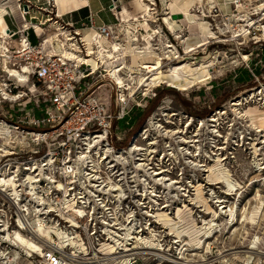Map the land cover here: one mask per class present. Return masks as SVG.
<instances>
[{"label": "built area", "instance_id": "built-area-1", "mask_svg": "<svg viewBox=\"0 0 264 264\" xmlns=\"http://www.w3.org/2000/svg\"><path fill=\"white\" fill-rule=\"evenodd\" d=\"M15 1L25 23L17 31L8 28V36L0 34L5 45L2 51L11 67L21 71L26 67L28 77L21 80L4 67L0 72L1 78L5 75L0 79V95L10 105L0 125L13 144L12 149L0 145V262L12 264L9 255L17 246L7 231L18 230L41 246L40 252L28 250L30 264H118L122 260L135 264V244L146 245V230L153 231L158 220L153 215L157 213L154 178L143 170L145 148L136 144L149 139L154 129L140 127L128 150L118 144L136 123L132 115L144 112L164 83L143 81L141 76H133L134 68L127 67L129 38L120 18L121 5L116 1L109 8L115 17L113 23L96 24L97 14L90 12L79 26L65 19L69 13L59 15L56 0ZM258 1L263 2L232 0L237 11L239 5ZM7 15H11L9 10ZM27 21L35 23L26 25ZM31 29L39 38L37 43L29 38ZM227 31L230 37L262 45L264 10L237 17ZM16 35L17 46L13 43ZM65 50L96 57L97 66L66 55ZM99 50L103 58L97 56ZM108 50L113 51L115 65H119L124 80L121 87L109 73L108 60L114 59L107 56ZM103 79L108 80L109 98L101 89ZM22 81L32 82L37 94L48 102L41 116L28 109L13 112L15 104L25 98L20 90ZM215 117L217 123L219 118ZM147 141L157 146L156 141ZM31 145L36 148L29 153ZM130 152L135 154L134 164L127 160ZM151 153L149 164L154 169L157 149L151 148ZM189 156L185 163L194 168ZM3 178L12 179L15 186L1 182Z\"/></svg>", "mask_w": 264, "mask_h": 264}, {"label": "rangeland", "instance_id": "rangeland-1", "mask_svg": "<svg viewBox=\"0 0 264 264\" xmlns=\"http://www.w3.org/2000/svg\"><path fill=\"white\" fill-rule=\"evenodd\" d=\"M93 1L99 5L101 0ZM171 1H147L154 12L149 27L159 29L163 35V40L159 35L151 43L164 59L156 71L162 72V79L166 81L158 89L159 97L155 103H149L141 118L136 120L124 140L118 144V147L128 150L133 134L140 127L154 129L147 140L156 141L157 146H150L147 140H139L136 144L145 148L142 156L147 162L143 170L154 178L152 185L157 190L154 203L156 214L165 212L171 224L165 225L161 218H157V223H153L154 230H146V245L135 244V264H264V131H261L264 128V40L261 41L262 45L250 39L243 41L230 37L227 31L231 22L235 24L237 17L252 14L260 1L244 4L241 7L244 11L241 12L236 10L232 0H218L219 3L213 4V7L207 0H204L201 8L197 3L195 12L200 9L206 11L209 15L206 19L216 35L208 38L205 46L188 55H185L186 45L175 38L164 16L177 19L176 27L182 30L181 35L194 46L202 39L200 30L197 24L188 23L182 15H173L167 6ZM117 3L127 6L133 14L140 12L135 0ZM2 4L3 0H0V6L6 8ZM7 4L9 7L6 11L9 10L20 25L22 19L16 1L11 0ZM122 25L126 29V25ZM141 27L133 23L131 30L141 39L139 44L142 46L139 47H144L149 40L144 39L147 31ZM31 40L36 41L32 37ZM166 41L178 49L179 58L169 52L172 59H165L169 51V48H165ZM131 43L133 46L134 42ZM126 60L130 68L131 56ZM202 62L208 66L213 62L204 75L178 80L174 77L175 73L170 72L174 67V70L179 68L180 72L189 74ZM2 67L3 58L0 56L1 73ZM255 68L263 72V76L251 80L248 73L254 75ZM134 70L136 73L133 76L136 77L144 73L139 66ZM107 81L101 80V89L109 98ZM20 84L21 94L25 98L15 104L13 112L28 109L41 116L48 102L37 94L32 82L22 81ZM114 97L113 94L112 101ZM184 99L188 105H185ZM237 102L238 105H234ZM9 107L7 100L0 95V123H3L1 119L7 115ZM213 116L219 118L217 123H214L216 119L212 121ZM16 142L19 144L18 138ZM2 144L3 147L13 148L6 128L0 125ZM14 145L19 150V146ZM153 147L157 149L158 159L154 169H151L149 163ZM29 148L23 150L29 149L30 153L36 147L31 145ZM187 156L194 168L185 163ZM135 159V154L130 152L128 162L134 164ZM129 170L132 171L133 167L130 166ZM156 170L163 173L155 176ZM15 245L17 248L9 255L12 264H30L29 251ZM2 263L7 264L4 260ZM118 264H124L123 260Z\"/></svg>", "mask_w": 264, "mask_h": 264}, {"label": "bare ground", "instance_id": "bare-ground-1", "mask_svg": "<svg viewBox=\"0 0 264 264\" xmlns=\"http://www.w3.org/2000/svg\"><path fill=\"white\" fill-rule=\"evenodd\" d=\"M57 1L58 0H56V5H57ZM135 1L137 3L138 7L140 8V12L138 14H133L129 10V8L125 5H121L120 6L121 9L119 10L122 24L124 23L126 25V32H127L128 38H129L126 49L128 50L129 55L131 56V60H132L131 69H133L136 66H139L141 69L140 71L144 72V73L140 74L143 81H149V83L154 84V85L163 84V83H165L166 80L162 79V78H164L161 76L162 72H159L156 70H158V68H160L159 63H160V61L163 62L164 59L161 58L160 52L157 51L158 48L156 47V49H154L152 47L153 44L151 43L154 40V38L159 36V35H160V38L163 40V35L161 34L162 31H160L159 29H154L152 27L151 28L149 27V22L151 21V19L154 18V12L152 11L153 8L151 7V4L147 2V1L150 2L151 0H135ZM197 3L200 4L199 7L201 8L203 3H204V0H172L167 5L168 8H170L172 10L173 15L180 14L185 18L186 21H188V23L198 25L197 27L200 30V37H202V39L200 40V42H198L199 44H197L196 46L185 41L184 37L181 35L182 30L176 27L177 21H178L177 19H175L174 17L168 16V15L164 16V20L168 24L169 28L173 30L175 38L181 39V41L184 43V45H186L185 46V55L191 54V52L197 50V48L205 46L208 42L207 39L213 38L216 35V33L211 29L210 23L206 19V17L209 16L206 13V11L200 9L197 12H195L196 9H194L195 8L194 6H196ZM207 3L211 7H213V4H217L219 2H218V0H207ZM214 7H216V6H214ZM241 7H244V6L243 5L238 6L239 12L244 11V10H241ZM57 8H58V6H57ZM164 8H166V7H164ZM254 10L255 11L253 13H255V14L259 13L261 10L263 11L264 10V0L259 5H257ZM5 11H6V8H3L0 6V34L4 35V36H8V34H9L8 26H7L5 18H4ZM168 13H170V12H168ZM59 15H61V14H59ZM170 17H171V20H170ZM133 23L141 25L142 26L141 28L144 31H147L146 32L147 34L144 36V39H146V40L148 39L149 43L146 46L139 47V46H142L139 44L140 40H141L140 37H133V36H136L137 34L136 35L134 34L133 36L131 35V31H132L131 25ZM26 25H30V23H27ZM133 26L135 27V25H133ZM152 29L154 30L153 33H151ZM37 30H38V32L41 31L39 26H37ZM131 37H133V39ZM87 41H88L89 51L91 52L93 50L92 43H91V35L87 36ZM131 42H134L133 46L131 45L132 44ZM164 44H165V48H169V51H167V53H166L167 57H165V59H168V60L172 59L170 56V53L175 58L180 57L178 49L175 46L173 47L174 44L170 43V41H166ZM4 46L5 45L2 42H0V56L3 58V67L7 71H9L12 75L17 76L19 79L26 80L28 77L27 76V68L24 67V70L21 71L17 68L10 67L8 65V62H7L6 54L2 51ZM102 47L106 48L107 46L103 45ZM130 51H133V54H130L131 53ZM64 52L66 55H69L72 57H78L79 59L87 61L89 63V65H92L93 68H95L97 66L96 57H92V56L91 57H83L81 55H78L76 52H74L72 50H65ZM97 56L99 58H103L104 57L103 51L102 50L97 51ZM107 56L110 59L115 58V55H114L112 50L107 51ZM185 59H187V58H185ZM115 60L116 59L108 60V65H109L108 70H109V73L117 79V83H118L119 87H121L124 84V80H123V77L121 76V74L119 73V69H120L119 65H115ZM181 61H184V60H181ZM211 65H213V62H211V64L209 66L205 65L202 62V64L200 66L193 68L191 70V73H189V74L180 72L178 70L179 68L178 69L176 68L177 70H174V67H173V70H171L170 72H174L175 73V76H174L175 79L180 80L181 77L186 78L189 76L193 77L194 75H198V76L204 75L206 73L207 69L210 68ZM181 68H183V67H181ZM131 72L133 73L134 71L131 70ZM185 80L186 79H184L183 81H185ZM234 105H238V102ZM214 119H216V117L215 118L213 117L212 121H214ZM262 123H263L262 125L264 126V116L262 119ZM259 128H261V127H259ZM261 131H264L263 127H262ZM153 143L154 142H152L150 144L152 145ZM136 149L143 150V148H140V147H136ZM6 152L9 153V150H6ZM142 165H145V164H142ZM162 173L163 172H161V171L158 172L156 170V173L153 175L158 176V175H161ZM152 179H153V177H152ZM1 182L5 183L6 185H11V186H15V184H16L10 178L9 179L3 178V180ZM217 183H221V182H217ZM148 184H149L148 187L152 188L150 186V182ZM230 185H231V183H230ZM198 189H199V187H198ZM152 191H151V195L156 196V194H154ZM198 191H202V190H198ZM198 197H202V196L199 195ZM153 215L156 218H161L160 220H163L165 222L164 223L165 225H168V226L171 225L169 220L166 218L167 215L165 214V212L159 213V214L153 213ZM38 229L41 230L42 226L38 225ZM177 233L179 234V232H177ZM7 234H8V238L11 241H14V243H16L18 246L26 249L27 251L28 250L29 251L30 250L31 251H36V250L40 251L41 250V246L39 244L35 243L33 240L26 237L24 234H22L18 230H15L13 233H11L10 231H7ZM59 234H61V232Z\"/></svg>", "mask_w": 264, "mask_h": 264}, {"label": "crops", "instance_id": "crops-1", "mask_svg": "<svg viewBox=\"0 0 264 264\" xmlns=\"http://www.w3.org/2000/svg\"><path fill=\"white\" fill-rule=\"evenodd\" d=\"M9 1L11 0H7V2L6 0H3L2 5H6ZM113 1L122 2L123 0H101L99 5H96L93 0H58L57 6H58L59 14L63 15L69 13L65 16V18L68 16H70V18L66 20H73L75 22H78L77 24L78 26H79V21L83 18H87L90 12L97 14V16L95 17L96 24H101V23L109 24V23H113L115 20V17L113 16L112 12L109 10ZM120 5H122V3H120ZM4 18L8 28L13 29L15 31H17L18 28H20L22 24L25 23L24 20L21 18L22 22L20 23V25L17 24L12 14L4 16ZM27 20H29V18ZM27 22L30 23L29 21ZM33 23H35V21H32V24ZM32 24L30 23V25ZM31 37L34 38L36 41L33 42L31 40ZM29 38L32 43H37L39 41V38L32 29L29 30ZM13 43L16 46L18 45V35H16L13 38Z\"/></svg>", "mask_w": 264, "mask_h": 264}, {"label": "trees", "instance_id": "trees-1", "mask_svg": "<svg viewBox=\"0 0 264 264\" xmlns=\"http://www.w3.org/2000/svg\"><path fill=\"white\" fill-rule=\"evenodd\" d=\"M263 45H264V43H263ZM254 74H256L257 76H263V72L258 71L256 68L254 69ZM248 75H249V77L251 76V80H254L255 76L252 73H248ZM157 95H158V93H157ZM157 95L150 101L151 102V105L153 103H155L156 98L159 97V96L157 97ZM183 102L185 103V105H188V103H187L188 101H186L185 99H184ZM142 115H143V112H138V113L135 112L133 117H134V119L139 120Z\"/></svg>", "mask_w": 264, "mask_h": 264}]
</instances>
